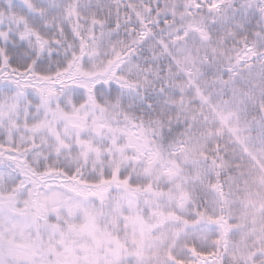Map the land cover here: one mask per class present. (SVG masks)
<instances>
[{
	"label": "snow or ice",
	"instance_id": "obj_1",
	"mask_svg": "<svg viewBox=\"0 0 264 264\" xmlns=\"http://www.w3.org/2000/svg\"><path fill=\"white\" fill-rule=\"evenodd\" d=\"M0 264H264V0H0Z\"/></svg>",
	"mask_w": 264,
	"mask_h": 264
}]
</instances>
